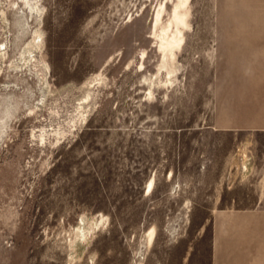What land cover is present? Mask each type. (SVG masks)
Segmentation results:
<instances>
[{"label":"rangeland","instance_id":"obj_1","mask_svg":"<svg viewBox=\"0 0 264 264\" xmlns=\"http://www.w3.org/2000/svg\"><path fill=\"white\" fill-rule=\"evenodd\" d=\"M259 203L264 0H0V264H214Z\"/></svg>","mask_w":264,"mask_h":264},{"label":"crops","instance_id":"obj_2","mask_svg":"<svg viewBox=\"0 0 264 264\" xmlns=\"http://www.w3.org/2000/svg\"><path fill=\"white\" fill-rule=\"evenodd\" d=\"M241 42L253 44L259 33H234ZM249 37V38H248ZM238 40H235L237 42ZM257 214L236 216L233 234L214 240V264H264V203H259Z\"/></svg>","mask_w":264,"mask_h":264},{"label":"bare ground","instance_id":"obj_3","mask_svg":"<svg viewBox=\"0 0 264 264\" xmlns=\"http://www.w3.org/2000/svg\"><path fill=\"white\" fill-rule=\"evenodd\" d=\"M36 13V12H35ZM153 183L154 181L152 180L149 184H148V187L146 189H148V191H152L153 189Z\"/></svg>","mask_w":264,"mask_h":264}]
</instances>
